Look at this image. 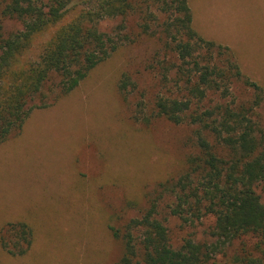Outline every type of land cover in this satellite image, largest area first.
Listing matches in <instances>:
<instances>
[{
  "label": "trees",
  "instance_id": "trees-1",
  "mask_svg": "<svg viewBox=\"0 0 264 264\" xmlns=\"http://www.w3.org/2000/svg\"><path fill=\"white\" fill-rule=\"evenodd\" d=\"M132 14L140 18V33L157 34L162 42V59L159 53L150 66L161 73V84L183 81L185 90L159 93L151 112L145 100H138L132 117L147 124L164 117L193 125V150L183 171L159 184V194L140 216L122 228L112 227L124 247L112 264H264V128L252 116L264 101V88L246 79L257 93L251 105L199 106L209 93L227 96L243 73L230 47L195 29L189 0H0V144L23 128L34 108L49 105V93L73 91L97 65L133 42L125 23ZM158 14L163 15L162 24ZM116 18L121 21L112 31L101 27ZM6 20L19 21L22 27L6 34ZM44 34L47 39L32 56ZM131 84L124 73L120 90L130 91ZM165 194L172 197L168 214L180 218L182 225L213 215L212 240L190 235L174 242L168 217L161 215ZM250 236L256 239L252 246L244 241ZM33 237L28 223L9 222L1 243L9 253L22 255ZM237 239L240 251L227 254Z\"/></svg>",
  "mask_w": 264,
  "mask_h": 264
},
{
  "label": "rangeland",
  "instance_id": "rangeland-1",
  "mask_svg": "<svg viewBox=\"0 0 264 264\" xmlns=\"http://www.w3.org/2000/svg\"><path fill=\"white\" fill-rule=\"evenodd\" d=\"M189 3L195 29L230 47L243 73L231 93L225 97L209 93L199 106L251 105L257 93L246 79L264 88V0ZM158 15L162 24L163 15ZM120 21L105 20L101 27L112 31ZM139 21L138 14L125 20L133 42L97 65L73 91L49 93V105L34 108L23 128L0 144V264L118 261L124 247L112 227L122 228L130 218L140 216L159 194V184L183 171L193 150L194 126L164 117L147 124L132 117L138 100H145L151 112L159 93L169 88L175 95L185 92L183 81L170 80L163 86L160 72L150 68L162 42L157 34L140 33ZM153 24L157 31L161 29ZM20 27L19 21L6 20L4 31L9 34ZM47 37L40 36L32 56ZM124 73L134 82L128 92L119 88ZM169 75L175 76V70ZM35 102L42 104L40 99ZM252 116L264 128V101ZM166 194L160 200L161 215L168 217L174 242L190 235L199 241L212 240L215 217L207 215L182 225L180 218L168 214L172 197ZM18 221L28 223L34 237L26 253L13 255L3 247L1 236L9 222ZM244 241L252 246L256 239L250 236ZM240 247L237 239L226 252L233 254Z\"/></svg>",
  "mask_w": 264,
  "mask_h": 264
}]
</instances>
